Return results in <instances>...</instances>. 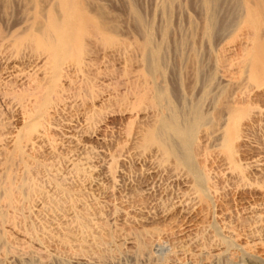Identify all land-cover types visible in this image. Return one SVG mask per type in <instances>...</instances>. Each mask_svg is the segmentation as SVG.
<instances>
[{"label":"bare ground","instance_id":"1","mask_svg":"<svg viewBox=\"0 0 264 264\" xmlns=\"http://www.w3.org/2000/svg\"><path fill=\"white\" fill-rule=\"evenodd\" d=\"M221 2L222 0H200L204 21L202 23L203 25L201 24V29L198 28V30H200V35H202L207 43L208 41H212V37L217 31L223 29L219 26V20H217V11L220 8L219 5ZM176 3L177 0L161 1L159 9L163 16L166 17L167 25L161 35L163 41H159L161 42L159 44V42H155L154 40L155 36L152 28L147 25L132 2H129V11L133 18L134 26L143 36L142 44L136 45L138 46L137 49L140 51L142 69L139 68L137 73L133 72L136 74L135 77L133 76L134 80L132 84H130L131 89L129 88V93L119 95L117 92L118 95L116 94L117 96L114 97L115 95L113 96V94L115 93H106L108 91V86L107 91L105 87V93L107 94L105 95L100 92V86L102 84H95L100 72H97L95 68L96 63L92 60L93 54L91 46H101L106 54H114L116 49L121 45L118 39L120 24L110 15L106 8L99 3V0H0V22L6 19L5 24L7 23L8 26L11 25V27H7V29H4L7 25L5 26L3 22L5 27H1L3 26L2 23V25H0V51L3 50L2 48L4 46H10L11 55L14 54V58L16 57V59L11 60L12 62L8 65V70L10 71L8 72L6 69V72L14 78V81H19L18 85L24 83V81L28 83L25 89L28 91H25V93L22 92L21 94H13L15 96H13L14 99L18 102L16 103L21 107V129L8 137L6 141L7 149H5V146V148H0L3 151H0L1 153L5 152L4 155L7 168L5 169L8 171L7 174H4L6 176L3 181L1 180L0 182V264H25L23 257L26 254H32L34 251H41L44 248V244L36 234H33L35 235L33 237L28 232V234H25L17 229L15 224L16 221L14 217L10 215L11 213L9 211L11 208L14 209L17 194L22 196L23 193L26 194V196L30 194L28 182L22 180L20 185H16L15 181L12 179V175L14 176V174H11V172H13L12 168H14L13 166L16 163L21 164V168L25 172L24 174L30 172L29 165L32 156L29 154L33 155L37 149L45 145L50 146L52 149L53 146H64L62 143H65L69 149V151L67 149V152H70L72 147L78 152L76 155L73 154L74 156H72V159L67 161L70 171L78 172L81 170L83 172V175L80 173L81 176L88 180L90 179L91 182L93 181L97 188L116 186L119 182L124 183V171V173L120 172L117 176L116 174L112 176L113 173L110 174V171L113 172L112 169H114L112 168L114 167L112 164L116 162V160L113 159L114 157L112 158L108 155L106 150L108 149L106 147L107 143H105L106 139H104L105 135L102 134L104 129L110 126L108 125L110 124L108 121L110 120V115L113 116L114 113H121V116H123V114L129 116L127 121H123H126L125 125L121 123L124 127L121 128L119 126V131H122L120 133L123 135V139L121 138L123 140L121 142L122 152L120 154V160L122 162H125L127 158H137V161L139 159V163L146 168V173L150 176L158 175L157 173L161 172L160 170L164 169L166 171L167 169L168 176L171 178L176 180L181 177L189 183H187L188 185L186 184L187 187L185 186L186 189H184L189 192L188 194L192 193L191 195L194 196L192 199L195 198L197 205L195 212L196 219L190 222V224L185 225L184 229L181 227L182 230L178 231L179 235L177 234L178 243L186 247L188 246L189 248L190 244L192 245L196 240H200L201 231L203 232L206 229L211 230V233L213 231V234L215 231H227L228 233L227 228L224 227L226 230H223V225L221 226L222 229L220 228V223L218 222L219 218L217 221L218 211H216L217 208L213 197L216 194V190L213 191L211 189L210 183H212V180L210 181L209 175L211 173L208 171V162L206 163V160L208 161L210 158L208 157V153H214V155L220 157L223 162L222 169L224 172L222 173H224L226 177L228 176L229 180H236L235 184L233 183L234 185H231V187H234V192L240 195L238 197L240 199L239 207L241 209V214H239L246 217L245 215L247 212H251L254 216H258L257 218L259 220L261 218L264 221V181L261 182V184L257 182L256 184H252V182L246 183L245 173L246 170H251L259 176L264 174V155H258L259 157L257 158L252 155L248 161L245 160L247 161L245 164L242 163L243 161L241 160L242 149L244 150L247 146V131L249 127L259 121L261 117H264V106H262V103L258 104L259 102L256 105L247 103L245 106L243 105L244 103H239V101H237L239 98H242L243 91L245 90L246 95L250 92L251 94H264V0H236V6L238 7L240 15L237 29L241 30L246 28L249 32L246 33L250 36L249 41L247 39V43L250 42V47L245 50L243 55V67L241 69L240 79L235 82L226 80L222 85H218L216 78L217 73L214 72L216 68L208 77L206 75L208 82L206 80L207 83L202 85L201 90H198L201 94L197 99L189 98V94L185 91L186 88L183 84L184 80L182 79V73L185 72L179 71V73H182L175 87L171 88L166 82L168 80L166 77L168 74L166 70L167 66L164 64L166 63L164 62L166 61L164 58L166 54L164 55V53H167L166 49H168L166 48V39H168L167 35L169 33V23L171 19L168 14H171V10ZM190 24V34L187 37L185 36L186 39L184 38L178 46V57L181 64L185 63L184 59L186 60V65L189 66L190 70L192 69L191 71H193L192 73L196 81L202 76L201 74L204 72L202 67L204 66H202V62L200 61L196 43L192 42L193 40L195 42L196 38H194V35L199 32L197 31V27H193V22H190ZM194 26H197V24H194ZM196 35L195 37H197ZM184 50L186 51L185 53L188 54H185L187 58H184ZM188 50L189 52H187ZM3 52H5V50ZM3 52L1 51L0 53ZM28 54L32 56L33 59L29 61V66L31 68H29V71L31 70L30 73H28V68L25 69L20 64L22 59L20 60L17 58L21 55L27 56ZM213 63H215V61ZM187 66L183 68L187 69ZM185 69L183 70L185 71ZM122 72L125 75L131 74H128L130 71L126 67L122 69ZM100 82L102 83V81ZM129 83L128 86H130ZM196 85H192V88L190 86L191 89L189 90H191V92H196ZM25 87L26 86H24V88ZM97 87H100V89ZM206 106L208 107L206 108ZM111 107H114V109ZM61 116H63L62 120H65L62 124L58 121ZM112 122L114 123L115 121ZM110 131L113 130L110 129ZM53 138L56 139L54 140ZM201 148L204 149V154L199 152L202 150ZM72 153L74 152H71V154ZM90 154H94L100 158L102 163L97 166L91 165L87 157ZM205 156L208 159H206ZM120 157H118V159ZM107 160L108 162L110 161L111 164H105ZM216 166H218V164L214 167ZM217 170L219 173V168ZM211 171L214 172L212 169ZM74 173L75 172H73V174ZM224 174H222L223 178ZM170 177L168 179H171ZM86 181L84 180V183ZM91 186L92 185H90V187ZM228 186L230 187V185ZM116 187L118 188V186ZM241 188L243 191L248 188L249 194L246 196V192L241 191ZM142 190H144V192L149 191L147 186ZM213 192H215V194ZM181 195L183 194L181 193ZM216 195H218V193ZM184 196L185 195H183V197ZM182 200L184 199L182 198ZM182 200H177L178 203L176 206L174 204V210H176L178 217L183 222H186L185 213L183 214L181 212L183 211V207L181 206H184ZM72 204L74 206V203ZM3 207L7 210H2ZM41 207L37 205L36 211L39 212ZM223 209L224 208H222V210ZM70 210L72 211L73 209L70 208ZM12 211L11 209V212ZM74 211L76 210H73V212ZM145 214L149 216L152 213L151 211L142 212V215ZM67 215L69 216V214ZM73 216L76 217L74 222L77 228H75L82 234H80L81 236H83V234L86 235L85 240V236L81 237V244L79 245L78 243L79 246L75 249L79 253L84 254V256L91 254L95 248H93L90 243L93 245L96 244V253H102V247H107V245L112 243L109 239H104V235L102 237L94 236L93 239H90L91 242H89V237L87 236L91 235V230L87 222L84 221L86 215L83 219L81 216L80 218L79 215L78 217L76 215ZM87 216L89 217V215ZM55 224L57 225V223ZM60 225L58 228H61ZM103 229L104 228H102V230ZM56 233L57 236L51 237L52 242L55 240L57 244L59 243L64 248H69L71 251L74 248L73 246L76 245L74 243L79 242V239L77 241V237L75 238L71 233L66 232V228L64 230L59 229ZM58 234H60V236ZM220 234L222 235L223 233L220 232ZM225 234L222 235L221 240L219 237L215 238L219 235H213L215 239L220 240V244L223 248L231 250L239 246L240 249L242 247V255L245 256V258L247 255L252 260L262 259L264 261V250L260 253L262 255H255L256 253L252 254L253 251L250 253L246 249V238H242V236L241 238H233L232 236L236 234L232 236L231 233ZM173 236L175 237V235ZM256 241L259 243L255 244V246L259 244L261 247H264V240H255L253 238V242ZM127 242L125 244H127ZM128 244L133 247L135 245V249H137V254L139 255L148 252L147 246L144 243L138 245L133 243ZM75 250H73L74 253ZM71 251L69 253H71ZM34 253L36 255V252ZM215 253V258L222 256V251ZM225 255H227L226 251ZM192 257L195 256L192 255ZM50 258L51 256L49 260ZM208 259L210 258L208 257ZM40 261L43 262L42 260ZM137 261L138 260H136V262ZM156 262L154 263L156 264ZM47 264L49 263L47 262ZM77 264L85 263L78 262Z\"/></svg>","mask_w":264,"mask_h":264},{"label":"rangeland","instance_id":"2","mask_svg":"<svg viewBox=\"0 0 264 264\" xmlns=\"http://www.w3.org/2000/svg\"><path fill=\"white\" fill-rule=\"evenodd\" d=\"M161 1L162 0H99V3L101 5H103L106 8V10L110 13V15L119 22L120 33L118 34V37H119L118 39L120 40V43H121V45L116 49V51L114 50L115 53L110 54V55H109V53L106 54V52L103 51L101 46H99V47H98V45L91 46V48H92L91 50H92V54H93L92 60H94V62L96 63L95 68L97 69V72L98 73L100 72L99 73L100 75L98 74V77L100 79L97 77V79H96L97 82L95 84H98V85L102 84L100 86L101 89H100V87H97L100 89L101 93H103L105 95L115 93V94H113V96L115 95L114 97H116L118 95V93H119V95L128 94L129 90L131 89L130 84H132V81L134 80L135 74L139 71V68L142 67L141 61H140V51L137 49L138 46H136V45L142 44V39H143L142 37L143 36L140 34V32L134 26L133 18L130 14V11H129V2H132L133 6L141 14L143 19L147 23V25L152 28L154 36H155V38H154L155 42H159L162 40L161 35H162L163 30L165 29V27L167 25L166 24V22H167L166 17L163 16V14L161 13V11L159 9L160 5H161ZM219 7L220 8L217 11V20H219L218 24L223 29H221L220 31H217L213 35L212 41L211 42L208 41V43H207V41H205L203 39L202 35H200L201 34L200 30H198V28L201 29L200 27H202V25H203L202 23L204 21V16H203L202 8L200 5V0H177V3L174 5V7L171 10V14L170 15L168 14V16L171 19H170V23H169V25H170L169 30L170 31L168 30V32H169L167 35L168 39H166L167 40L166 41V44H167L166 48H168V49H166L167 51L165 50L167 53H164V55L166 54L164 57L166 59V61H164V62L167 63V64L166 63H164V64L167 66L166 70H167V74H168L166 76L168 79L166 82L169 84L168 86H170L171 88L175 87L177 85V83L179 82L178 79L180 77V74L182 73V72L179 73V71L185 72V73H182V79L184 80L183 84L186 88L185 91L189 94L188 97L192 98V99H197L200 96L201 92H199L198 90H201L202 85H204L205 83L208 82L207 77L209 76L210 73H213V70H215L216 68L217 69L214 72L217 73L216 78H217L218 85H222V83L226 80L227 81L230 80V81H234V82L239 80L240 76H241V69L243 67L242 66L243 65L242 64L243 63V55L245 53V50L250 47V42L247 43L249 41V38H250L249 34H247V33H249L248 30H246V28L241 29V30L237 29V23L239 22L238 19H239L240 15L238 12V7L236 6V0H222ZM16 11H17V9H16ZM189 21L193 22V27H195V28L197 27V31L199 32V33H196L197 35L195 34L198 38L195 37V35H194V38H196V39H195V42H194V40L192 42L196 43V49H198L200 61L202 62V66H204V67H202L204 70V72H202V74H201L202 76H200L198 78L199 80H196V81H195L194 75L192 73L193 71H191L192 69L190 70L189 66L186 65V60L184 59L185 63L181 64L179 61V57H178V48H179L178 46L180 45V42H182V40L185 38V36L187 37L191 32V30H190L191 24ZM2 22L5 24L6 19L1 20L0 25L3 24ZM4 24H3V26H1L2 28H4L7 25L6 28H4V29H7V27H9V28L11 27V25L8 26L7 23L5 24V26H4ZM194 24H197V26H194ZM159 38H160V40H159ZM247 39H248V41H247ZM161 42H159V44ZM193 43H191V44H193ZM191 44H190V46H191ZM187 46H185V47L187 48ZM9 47L10 46L7 47V45L4 46L2 48L3 50H1V51L3 52L5 50V52L0 53V83H1L0 84V137H1L0 148L1 147L5 148L6 147V141H7L8 137H10L12 135V133H15V132L19 131V129H21V120H22V118H21L22 114H21V110H20L21 107L18 106L19 104H17L18 102L14 99V97H15L14 95L19 94V93L21 94L22 92L25 93V91H28V90H25L27 88V84H28V83H26V81H24L25 84L20 83V85H18L19 81L18 82L14 81V78L11 77L10 74L8 75V72L10 71V70H8L9 69L8 65L10 62H12L11 60L16 59V57L14 58V54L11 55V50ZM186 48H184V49L185 50L189 49V48H187V49ZM185 50H184V52L182 51L184 53L183 54L184 58L186 57V55H188L185 53L186 52ZM187 52H189V50ZM103 53H104V55H103ZM7 54H8V56H7ZM105 55H108V56H105ZM4 57H5V59H4ZM19 57H17V58L20 60L22 59L21 60L22 62H20V64L25 69L28 68V73H30L31 70L29 71V68H30L29 61L33 60L32 56H30L28 54L27 56L21 55ZM12 58H14V59H12ZM23 61H25V62H23ZM26 61H27V63H26ZM214 61H215V63H213ZM214 64L216 67L214 66ZM166 66H165V68H166ZM186 66H187V69L183 68ZM124 67L129 69L130 72L128 74L131 73L132 75L131 74L125 75L122 72V69ZM182 68L185 69V71ZM6 69L8 70V72H6L7 71ZM172 71H174V72H172ZM133 72H136V73H133ZM4 73H5V75H4ZM206 75H207V77H206ZM101 77H104V78H101ZM206 80H207V82H206ZM100 81H102V83ZM129 82H131V83H129ZM201 82L202 83L204 82V83L202 84ZM128 83L130 86H128ZM22 84H24V85H22ZM98 85H96V86H98ZM192 85H194V86L196 85V92L195 91L191 92V90H189L192 88ZM24 86H26V87L24 88ZM107 86H108V91H107ZM190 86H191V88H190ZM198 86H199V88H198ZM105 87H106V91H107L106 93L107 94L105 93ZM102 89H104V90H102ZM197 91H198V93H197ZM108 92H110V93H108ZM193 93H194V95H193ZM11 97H12V99H11ZM237 101H239V103H241V102L244 103L243 105H245L247 103H249L250 105L251 104L256 105L259 102L258 104L262 103V106H264V94H262V93L251 94V92H250L246 95V90H245V91H243L242 98H239V100H237ZM207 107L208 106H206V108ZM111 108L114 109V107H111ZM121 115H122L121 113L120 114L114 113L113 116L110 115V120L108 121V123H110V124H108V125H110L111 127L114 125L113 127H115V128H113V127L111 128L110 126L107 125L108 127H106L104 129V131L102 132V134L105 135L104 139L107 140V141L105 140V143H107L106 147L108 148V149H106L107 153L112 158L114 157L113 159L116 160V162H114L112 164V166H114L112 168H114V169H112L113 172L110 171V174L113 173L112 176H115V174L117 176L120 172H122V173L125 172L124 173V175H125L124 176L125 177L124 183L119 182L118 184H116V186H118V188L116 186H108V187L105 186V187H102L103 189L100 187L102 189L101 190L100 188L95 187V183H93V181L91 182L90 179L88 180L85 177L81 176V174L83 175V172L81 170L78 172L77 171H70L68 169V162L67 161L72 159V156L78 154V152L73 147L71 148L72 150H70V152H67L68 147L65 143H62V145L64 144V146H59V145L53 146L52 149L50 148V146L45 145L43 147H40L41 149L40 148L37 149L33 153V155L28 153L32 157L30 158V165H29L30 172H27L26 174H24L25 172L21 168V164L16 163L13 166L14 168H12L13 172H11V174L12 173L14 174V176L12 175V179L15 181V184L20 185L22 180L24 182L26 180L29 184L30 194L27 196L24 193H23V196L20 194L16 195V200H15L16 206L14 203V209L11 208L13 211L14 210L15 211L11 212V209H9V211L11 213L10 215H12V217H14V220L16 221L15 224H16L18 230H20L21 232H23L25 234L29 233L33 237L35 236L33 234H36L39 237V239L41 240V242L44 244L43 245L44 251L43 250L34 251V252H36V255L33 252L32 254H26L24 256L26 258L23 257V259L25 260V264H41V263L47 264V262L49 264H65V263L77 264L78 262L79 263L83 262L85 264H98V263L99 264H109V263L110 264H139V263L140 264H155L154 262H156V261H157L156 264H189V263L190 264H195V263L196 264H264V261L262 259L252 260L247 255L245 258V256L242 255V252H243L242 247H241L242 250L239 248V246L234 247L231 250H229V249L223 248V246L220 244L221 243L220 240L222 239V235H224L225 233L226 234L231 233V236L233 234H236V235H233L232 237L233 238H236V237L241 238V236H242V238L243 237L246 238V245H247L246 249L250 253L253 251L252 254L256 253L255 255H259L262 252V250H264L263 249L264 247H261L259 244H258V246L257 245L255 246V244H257L259 242L258 241L253 242V238L255 240H261V239L264 240V228H263L264 221L261 218L259 220L257 218L258 216H254V214H252L251 212H250L251 214L249 212H247V214L249 213L248 217H247V214L245 215L246 217H244V215H240L241 214V212H240L241 209L239 207L240 199L238 197L240 195L237 194V192L236 193L234 192V190H235L234 187H231V185L233 186L235 184L236 180L231 181V180H229L228 176L226 177L225 174L222 173V172H224L222 169L223 168L222 167L223 166L222 159L220 157H218L217 155H214V153H208V157H210L211 160H210V158L209 159L206 158L207 155L205 156V158L208 159V161L206 160V163L208 162L207 163V166L209 168L208 171L211 173V174H209L210 175V181L212 180V183H210L211 189L213 191L216 190L215 191L216 194L218 193V195H216L215 192H213L215 194V195L213 194L214 195L213 197H214V201L216 204V208L217 209L219 208L218 210L215 208L216 211H218L217 212V214H218L217 221L219 218L218 222L221 224V225L219 224L220 228L222 229V227H223V230L225 228H227L228 233H227V231H225V232L224 231H215L213 234V231L211 233V230L206 229L203 232L201 231V234L199 233L201 238L198 241L196 240L197 243L193 242L192 243L193 246L190 244L191 247L189 245V248H188V246L186 247L185 245L178 243V241H177V238L179 235L178 231L184 229L185 225L190 224V222H193L196 219L195 218V216H196L195 212L197 209V205H196L195 198L192 199L194 196L191 195L192 194L191 192H190L191 194H188L189 192L185 191V189L187 187L186 184L188 182L185 181L184 178L182 179L181 177H180V179L178 178L176 180L171 178L170 176H168L167 169H166V171L164 169H162L164 171L160 170L161 172H158L157 173L158 175L150 176L146 173V168L144 166H142L141 163H139V159L137 161V158H133V157L127 158L125 162H122L120 160L121 159L120 154L122 152L121 142L123 141L122 140L123 135H121L120 132H122V131H119V129H120V127L121 128L124 127L123 125H125L129 116L125 115V114H123V116H121ZM63 116H61L60 118L58 117L59 118L58 121L60 124L65 122V120H62ZM114 116H115V118H114ZM119 117H120V119H119ZM125 117H127V118H125ZM124 120H126V121L123 122ZM110 121L111 122L115 121V122L111 123ZM257 122L251 126L252 128L249 127L248 131H250V132L247 131V146L244 148V150L242 149V152H241V154H242L241 160L243 161L242 163H244V164L252 157V155H254V157H256V158L264 155L263 154L264 153V117H261L260 120ZM110 129H112L113 131H110ZM5 149H7V147ZM203 150L204 149L200 150L199 152L204 154ZM0 151L3 152L1 149H0ZM68 151H69V149H68ZM1 152H0V182H1V180L3 181V179L5 178L6 175H4V174H7V172H8L6 170L7 168H6L5 155H4L5 152L4 153H1ZM71 152H74V153L71 154ZM87 157L89 160L88 162H90L91 165L97 166V165H100L102 163L101 159L98 158L97 156H95L94 154H90ZM118 157H120V158L118 159ZM201 157H203V156H201ZM216 158L217 159L219 158V159L217 160ZM213 159H215L216 161ZM245 160H247V161H245ZM211 161H212V164H211ZM107 162H108V160L106 161L105 164H111L110 161L108 163ZM221 162H222V164H221ZM216 164H218L219 167L218 166L214 167ZM244 164H242V165H244ZM209 165H212L214 168L212 166H209ZM220 167H221V169H220ZM218 168L220 170L219 173L217 170ZM211 169L214 170V172L211 171ZM215 169H216V171H215ZM114 170H115V172H114ZM73 172H75L74 173L75 175L73 174ZM221 173L224 174V178H223V175ZM245 173H246V183L252 182V184H256V182H257L258 184H261V182L264 181V174L259 176L258 174L252 172L251 170H246ZM79 174H80V176H79ZM82 177H83V179H82ZM169 177L171 179H168ZM84 180L85 181L87 180L89 183L87 181L84 183ZM228 180L231 182H229ZM182 181H184V182H182ZM228 182H229V184H228ZM82 185H84V186H82ZM90 185H92V186L90 187ZM93 185L95 188L93 187ZM228 185H230V187ZM146 186L148 187L149 191L144 192V190H142V189H145ZM95 189H97V190H95ZM247 189L248 188L244 189L245 191H243V189L241 190L243 192H246V196L249 194V189L248 190ZM92 190H94V191H92ZM184 192H185V194H184ZM179 193H180V195L182 193L186 197L185 196L183 197V195H181L182 196L181 197L179 195ZM89 194H90V196H89ZM178 196L181 198H179ZM177 198H179V199H177ZM182 198L184 200H182ZM180 199L182 200V202H184V204H183L184 206H181V207H183L182 208L183 211H181V212L183 214L185 213L184 215L186 217L185 218L186 222L185 221L183 222L178 217L176 210H174V207L178 203L177 200L179 201ZM71 201H73V202H71ZM124 202H125V204H124ZM72 203H74V206ZM75 204H77L78 206ZM174 204H175V206H174ZM37 205L39 207H41V205H42L41 210L39 212L36 211ZM70 208H72L73 210H76V211L73 212V210L71 211ZM74 208H76V209H74ZM120 208H121V210H120ZM144 208H146V209H144ZM222 208H224V209L222 210ZM3 209L7 210L4 207L2 208V210ZM77 209H78V211H77ZM35 211H36V213H35ZM144 211H149V212L151 211L152 214L149 216H147L146 214L142 215V212H144ZM179 211H180V209H179ZM70 212L72 213V215ZM12 213H14V214H12ZM67 214H69V216ZM73 215H76L77 217L79 215V217L81 216L82 219L86 215L85 216L86 218L84 217V221L87 222V224L89 225L90 230H91V233H90L91 235L87 236V237H89V242H91L90 239H93L94 236L95 237H102L104 235V239H106V240L109 239V241H111L112 243L110 245H107V247L103 246L102 250H101L102 253H98V252L96 253L95 251H97L96 250L97 246H96V244L93 245L92 243H90L91 246L93 248H95V249L92 248L93 249V252H91L92 255L88 254V256L86 255L87 256L86 257V256H84V254L79 253L75 249H77V247L81 244L80 243L81 237L85 236L84 237V240H85L86 235L83 234V236H81L82 234L76 229L77 225H75V222H74L75 221L74 219L76 217ZM87 215H89V217ZM66 217H67V219H66ZM88 218H90V219H88ZM236 219H237V221H236ZM223 220H224V222H223ZM71 222H73V223H71ZM55 223H57V225ZM58 224L59 225L61 224L60 225L61 228H58L59 227ZM55 227H56V229H55ZM181 227H182V229H181ZM51 228H54V229H51ZM65 228H66V232L71 233V235H73V237H75V238L77 237V241L79 239V242L74 243V244H76L75 246H73L74 248L71 245V247L73 248L72 251L69 248H64L59 243L57 244L55 240H53V242H52V239H51V237L57 236L56 232H58L59 229L64 230ZM102 228H104V229L102 230ZM45 229H46V232H45ZM51 232H53V233H51ZM220 232L223 234L221 235ZM100 234H101V236H100ZM215 234L219 235V236L216 235L217 237H215V238L219 237L220 240L214 238L213 235H215ZM58 235L60 236V234H58ZM173 235H175V237ZM245 235H246V237H245ZM42 239H43V241H42ZM201 239H202V241H201ZM135 240L139 241L140 243L135 241ZM123 241L124 242L128 241V242H127V244H125L126 242L124 243ZM78 243H79V245H78ZM128 243H133V244H137V245L144 243L147 246L148 252L143 254V255H139V254H137V249H135L136 248L135 245L133 247L132 245H130ZM67 249H69V250H67ZM73 250H75V253ZM55 251H56V253H55ZM70 251H71V253H69ZM221 251H222V256H220L219 258L218 257L215 258V254H216L215 252H221ZM225 251H226L227 255H225ZM187 252H189V253H187ZM48 253H50V254H48ZM78 253L81 255H79ZM96 254L99 256L101 255V256L99 257ZM49 255L51 256L50 260H49V257H50ZM95 255H96V257H95ZM192 255L195 257H192ZM260 255H262V254H260ZM207 256L210 259H208ZM151 257H152V259H151ZM37 259H39V260H37ZM149 259H151V260H149ZM193 259H194L195 263L193 262ZM40 260H42L43 262H41ZM136 260H138V261L136 262ZM142 260H143V262H142Z\"/></svg>","mask_w":264,"mask_h":264}]
</instances>
